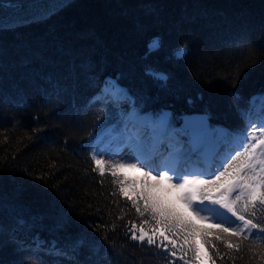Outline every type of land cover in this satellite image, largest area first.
Here are the masks:
<instances>
[{
  "label": "trees",
  "instance_id": "1",
  "mask_svg": "<svg viewBox=\"0 0 264 264\" xmlns=\"http://www.w3.org/2000/svg\"><path fill=\"white\" fill-rule=\"evenodd\" d=\"M263 95L264 0H0V264H197L130 238L150 217L98 148L128 110L206 112L233 141L261 127ZM235 207L258 227L239 248L209 237L211 260L264 264V207Z\"/></svg>",
  "mask_w": 264,
  "mask_h": 264
},
{
  "label": "snow or ice",
  "instance_id": "2",
  "mask_svg": "<svg viewBox=\"0 0 264 264\" xmlns=\"http://www.w3.org/2000/svg\"><path fill=\"white\" fill-rule=\"evenodd\" d=\"M159 46V42L155 40L151 45L154 49L159 48ZM183 51L184 49H179L178 54H182ZM262 111H264V104H262ZM261 127L264 128V119L261 120ZM240 135L242 142L238 147H244V142H250V146L244 147L243 152L236 151L234 154L222 158L215 168H213L211 160H202L201 163L207 166L203 169L177 171L169 168L168 171L175 172V177H173L169 176L168 171H164L162 167H153L152 171L145 174L146 177H151L153 183L145 182L139 188L135 186V181L139 178L127 177L123 172L127 167H138L137 164L117 163L111 165L110 175L114 181L119 182V190L122 195L131 201L140 217H144L145 214L150 217V221L144 220V224L151 223L156 226L152 227L151 230L140 226L139 234H136V225H132L133 231L130 238L141 244L146 242L147 245L157 246L161 249H167L171 246V252L165 251L164 253L169 258L177 256L175 249L179 247V250L186 255L190 252L191 257L198 264H208L211 259L205 246L210 245L213 249L216 248L209 237H215L216 241L225 243L229 249L239 248V243L233 244L232 240L241 237L244 229L257 228L258 225L239 214L235 207L236 202L243 198L245 210L248 209L250 203L255 206L256 201H260L261 207H264V191H262L264 189V159L257 156V149H264V139L251 141V134L246 129ZM104 154L97 153L96 155ZM261 156H264V152H261ZM122 159L138 160L139 157L125 156ZM141 163L145 162L141 161ZM95 164L96 170L103 176L106 168L105 162L101 159H95ZM225 164L227 167L224 166ZM145 167H151V165L145 163ZM165 167L167 166L165 165ZM219 168H223V171H219ZM217 171H219L218 175L216 174ZM153 172H157L158 177L153 176ZM205 175H212L214 179H204L203 176ZM174 178L180 182L169 183L166 190L162 188L164 181L171 182ZM130 181L132 182L131 193L125 187V184ZM171 189L178 191L177 198L183 201L189 209L197 208L198 214L211 212L213 218L221 219L222 223L211 228L200 227L174 205L165 202L162 192ZM234 192L240 194L236 195L234 201L229 202L228 194ZM204 201H209L210 204H205ZM215 205H219V207H215ZM224 209H227V212ZM229 212L232 214L231 216L228 215ZM253 214L255 213L253 212ZM200 219L207 220L209 217L200 216ZM241 223L243 224L242 228L240 227ZM226 224H231L232 227H226ZM201 238L203 245L200 242ZM180 259L183 260L184 258L181 257ZM185 264H191V261H185Z\"/></svg>",
  "mask_w": 264,
  "mask_h": 264
},
{
  "label": "rangeland",
  "instance_id": "3",
  "mask_svg": "<svg viewBox=\"0 0 264 264\" xmlns=\"http://www.w3.org/2000/svg\"><path fill=\"white\" fill-rule=\"evenodd\" d=\"M112 85L109 87L111 95L116 99H124L127 97V90L122 89L120 83L115 79H112ZM261 96V100H262ZM123 125L109 129L106 132V140L102 143L97 153H105L104 155H96V159H101L106 163L117 164H137L138 167L131 168L127 167L123 170L124 174L130 178H139L135 181V186L137 188L142 187L145 182L153 183L151 177H146L145 174L152 171L153 167H162L164 171H168L169 168L181 171L184 169L194 170L203 169L207 167L205 164L201 163L202 160H211L213 162V168L218 166L219 160L234 154L236 151L243 152L244 147H249L250 142H244V147H238L242 142V136L236 135V139L228 140V132L226 128L220 125H210V127L202 130L195 131L184 125H172L170 123V111L166 110L160 115V117L154 120L151 114H141L138 117L133 116L131 111H126L122 119ZM147 129H150L147 130ZM151 133L148 135V139H141L142 135L147 136L146 133ZM180 134L178 138L174 134ZM251 134V141L254 142L255 139H264V128L256 127L253 129ZM203 152V154L201 153ZM261 152L264 149H257V156L264 159L261 156ZM118 154V155H117ZM125 156H136L139 157L138 160H126L122 159ZM114 157V158H113ZM151 165V167H145V163ZM230 162V161H229ZM165 165L167 167H165ZM227 167V164L224 165ZM258 170V169H257ZM219 171H223V168H219ZM219 171L216 174H219ZM169 176L175 177V172L168 171ZM153 176L158 177L157 172L152 173ZM204 179H212L214 176L205 175ZM175 178L169 182L164 181L162 188L168 189L169 183H178ZM127 188L131 193L132 182L127 183ZM264 191V189H262ZM162 194L174 204L179 211L183 212L189 218L200 219V216H208L209 219L201 220L206 222H217L222 223L221 219L213 218L211 212H199L195 207L189 209L187 205L180 201L178 197V191L176 189H171L170 191H163ZM239 192H234L228 194V201L232 202L235 200L236 195ZM246 198V197H245ZM244 202L243 198L237 203ZM205 204H210L209 201H204ZM219 207V205H215ZM227 212V209H224ZM229 216L232 214L229 212ZM232 226L231 224H227ZM140 225L136 227V234H139L138 229ZM146 229L151 230L155 225L149 223L143 225ZM240 227H243L241 223ZM167 243V242H165ZM171 249V246L168 247ZM177 251V256H181V251L179 247L175 249ZM208 255L210 256L209 250ZM198 264V262H197ZM208 264H216L211 259Z\"/></svg>",
  "mask_w": 264,
  "mask_h": 264
},
{
  "label": "water",
  "instance_id": "4",
  "mask_svg": "<svg viewBox=\"0 0 264 264\" xmlns=\"http://www.w3.org/2000/svg\"><path fill=\"white\" fill-rule=\"evenodd\" d=\"M122 89L127 88L122 85ZM210 115L206 112H192L182 114V125L195 131H202L210 127Z\"/></svg>",
  "mask_w": 264,
  "mask_h": 264
},
{
  "label": "bare ground",
  "instance_id": "5",
  "mask_svg": "<svg viewBox=\"0 0 264 264\" xmlns=\"http://www.w3.org/2000/svg\"><path fill=\"white\" fill-rule=\"evenodd\" d=\"M125 90V88H123V91Z\"/></svg>",
  "mask_w": 264,
  "mask_h": 264
}]
</instances>
